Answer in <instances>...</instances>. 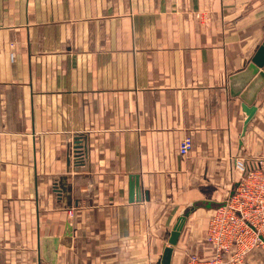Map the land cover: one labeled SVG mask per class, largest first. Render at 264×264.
<instances>
[{"label":"crops","instance_id":"1","mask_svg":"<svg viewBox=\"0 0 264 264\" xmlns=\"http://www.w3.org/2000/svg\"><path fill=\"white\" fill-rule=\"evenodd\" d=\"M263 38L264 0H0V264H51L52 237L54 264H158L191 208L170 264L210 254L264 156V85L243 134L230 89Z\"/></svg>","mask_w":264,"mask_h":264},{"label":"built area","instance_id":"2","mask_svg":"<svg viewBox=\"0 0 264 264\" xmlns=\"http://www.w3.org/2000/svg\"><path fill=\"white\" fill-rule=\"evenodd\" d=\"M190 136L178 143V153L192 149ZM241 177L224 201L212 210L205 240L210 254L188 252L181 264H240L256 247L264 248V156L241 163Z\"/></svg>","mask_w":264,"mask_h":264},{"label":"water","instance_id":"3","mask_svg":"<svg viewBox=\"0 0 264 264\" xmlns=\"http://www.w3.org/2000/svg\"><path fill=\"white\" fill-rule=\"evenodd\" d=\"M253 75H255V78L250 80ZM240 76L242 77L241 79H238L236 81L234 80L236 90H233V80H231L230 89L232 94L237 95L240 93V89L244 88L241 84H243V86L247 85L244 88V92L240 94V97L243 101L242 110L246 114L242 128L243 134L246 129L247 123L253 117L256 110L255 106L252 104L253 100L255 99L257 91L264 85V38L261 44L255 50L246 68L241 71ZM239 80H241V82H239ZM135 186H137V181H134L133 184H130V199H132L133 197ZM191 210L192 208L181 214V216L177 219L175 225L170 230L169 236L167 238V244L164 245L158 264H170L173 247L178 241L180 231ZM51 243L53 249L51 252L50 263L54 264L56 258V250L58 247V238L52 237Z\"/></svg>","mask_w":264,"mask_h":264},{"label":"rangeland","instance_id":"4","mask_svg":"<svg viewBox=\"0 0 264 264\" xmlns=\"http://www.w3.org/2000/svg\"><path fill=\"white\" fill-rule=\"evenodd\" d=\"M240 264H264V248L253 249Z\"/></svg>","mask_w":264,"mask_h":264}]
</instances>
